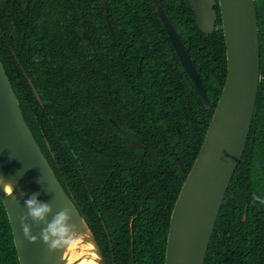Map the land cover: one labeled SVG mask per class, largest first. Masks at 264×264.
I'll return each mask as SVG.
<instances>
[{
    "label": "trees",
    "instance_id": "16d2710c",
    "mask_svg": "<svg viewBox=\"0 0 264 264\" xmlns=\"http://www.w3.org/2000/svg\"><path fill=\"white\" fill-rule=\"evenodd\" d=\"M156 4L186 46L211 109ZM215 10L216 28L206 35L191 0H0L1 61L26 122L108 264H165L171 214L187 177L179 163L187 174L192 169L227 76L219 5ZM256 10L254 120L205 264H264V0ZM135 140L142 147L130 150ZM0 264H20L1 197Z\"/></svg>",
    "mask_w": 264,
    "mask_h": 264
},
{
    "label": "water",
    "instance_id": "95a60500",
    "mask_svg": "<svg viewBox=\"0 0 264 264\" xmlns=\"http://www.w3.org/2000/svg\"><path fill=\"white\" fill-rule=\"evenodd\" d=\"M217 5L226 45V81L192 169L187 174L182 166L187 178L171 214L165 264H205L217 219L246 151L254 120L261 79L256 0H191L197 25L206 35L216 28ZM156 10L182 67L206 109H211L207 90L186 46L164 9L156 4ZM82 28V38L91 46L92 39L84 22ZM29 83L42 103L30 78ZM129 148H141V144L137 140ZM7 186L11 188L9 193ZM0 197L12 227L20 264H66L68 241L80 235H88L85 241L98 255V263L108 264L26 122L1 58ZM27 200L34 202L33 209L47 210L34 217L25 203ZM22 218L29 229L27 234Z\"/></svg>",
    "mask_w": 264,
    "mask_h": 264
},
{
    "label": "bare ground",
    "instance_id": "6f19581e",
    "mask_svg": "<svg viewBox=\"0 0 264 264\" xmlns=\"http://www.w3.org/2000/svg\"><path fill=\"white\" fill-rule=\"evenodd\" d=\"M6 191L7 193L11 191L10 186L6 187ZM86 237L88 235L70 238L64 254L66 264H99V257L91 244L85 241Z\"/></svg>",
    "mask_w": 264,
    "mask_h": 264
},
{
    "label": "clouds",
    "instance_id": "9594fccd",
    "mask_svg": "<svg viewBox=\"0 0 264 264\" xmlns=\"http://www.w3.org/2000/svg\"><path fill=\"white\" fill-rule=\"evenodd\" d=\"M25 203L29 207V209H31L30 214L34 217L41 216L42 212L47 210L46 208L33 209V203L34 202L32 200H27ZM61 219H63V217H61ZM23 220H24V218H22L23 230H24L25 234H27L29 232V229H28L27 225L23 224ZM53 234L54 235L56 234L55 230H53ZM33 239H35V238L33 237ZM44 239H45V241H47V239H48L47 236H45Z\"/></svg>",
    "mask_w": 264,
    "mask_h": 264
},
{
    "label": "flooded vegetation",
    "instance_id": "af4514ba",
    "mask_svg": "<svg viewBox=\"0 0 264 264\" xmlns=\"http://www.w3.org/2000/svg\"><path fill=\"white\" fill-rule=\"evenodd\" d=\"M6 1H9V0H6ZM27 7H29V4L27 3ZM172 44V43H171ZM173 46V45H172ZM174 48V47H173ZM175 50V49H174ZM176 52V51H175ZM176 55H177V53H176ZM178 56V55H177ZM178 59H179V57H178ZM180 61V60H179ZM181 63V62H180ZM28 80H29V78H28ZM135 141H137V140H135ZM135 141H132L131 142V144H130V146L129 147H131L132 146V144L135 142ZM139 141V140H138ZM140 143V142H139ZM141 147H142V145H141ZM130 149V148H129ZM135 149H138V148H135ZM130 150H132V149H130ZM179 165H180V168H181V170H182V164L181 163H179ZM184 168V167H183ZM185 169V168H184ZM186 171V170H185ZM182 173H183V175H185L184 174V172H183V170H182ZM187 173V172H186ZM187 178V177H186ZM133 235V234H132ZM133 238V237H132Z\"/></svg>",
    "mask_w": 264,
    "mask_h": 264
}]
</instances>
